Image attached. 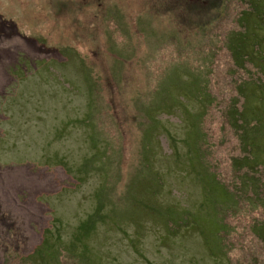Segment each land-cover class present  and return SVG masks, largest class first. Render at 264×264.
<instances>
[{
	"label": "rangeland",
	"instance_id": "obj_1",
	"mask_svg": "<svg viewBox=\"0 0 264 264\" xmlns=\"http://www.w3.org/2000/svg\"><path fill=\"white\" fill-rule=\"evenodd\" d=\"M253 9L0 0V264H264Z\"/></svg>",
	"mask_w": 264,
	"mask_h": 264
},
{
	"label": "trees",
	"instance_id": "obj_2",
	"mask_svg": "<svg viewBox=\"0 0 264 264\" xmlns=\"http://www.w3.org/2000/svg\"><path fill=\"white\" fill-rule=\"evenodd\" d=\"M253 2H255V0H250V4H253ZM258 6V5H257ZM254 8V7H253ZM253 10H255L254 12H256V13H259L260 15L262 14V13H264L262 10L261 11H258V10H256V9H253ZM260 15H258V17H260ZM246 33L248 32V31H245ZM254 36H255V34H254ZM259 42V41H258ZM258 45H259V43H258ZM237 47L238 48H240L241 47V45H237ZM259 50H262V47L259 45ZM261 53V52H260ZM238 58V57H237ZM249 62H251V61H249ZM262 73V72H261ZM260 73V74H261ZM264 74V73H263ZM262 76V75H261ZM256 81H257V83L258 84H256V87L255 88H258L260 91H259V94H257V91H256V95H259L258 97H257V99L258 100H262V97H263V95H264V82L262 81V80H260V79H256ZM243 87H244V85H243ZM242 87V88H243ZM241 88V89H242ZM201 89V91H203L204 92V100H205V102H204V105H205V109H206V111H207V108H211V106L213 105V104H215V106L217 105V101L216 100H214V98L211 96V94H210V91L209 90H207V89H205V88H200ZM209 89V88H208ZM251 96H253V97H255V95L254 94H251ZM246 99V98H245ZM261 104V103H260ZM262 105V104H261ZM261 105H257L258 107H260V108H262L261 107ZM256 106V105H255ZM245 111H247L248 112V114L246 115V113H245ZM208 112V111H207ZM257 112V113H256ZM263 112H264V109L263 110H261V109H258V111L256 110V109H253L252 110V113L251 114H249V111H248V108H246V106L244 107V108H241L239 111H233L232 113H231V120H236L237 119V125L235 124V126L234 127H236V129H238V130H240V128L241 127H243V130H245V131H243L242 133H248V132H252V133H254V137L255 136H257V135H259V133L261 134V131L260 130H262L263 128H264V121H262V119L260 118L261 117V115L260 114H263ZM248 122H250V123H253V124H251V126H249L248 125ZM254 131V132H253ZM259 132V133H258ZM245 138H243V140H244ZM246 140V139H245ZM244 140V141H245ZM246 142V141H245ZM257 157V156H256ZM264 164H262V163H257L255 166H256V168H259L260 166H263ZM211 174H213L214 175V172H212ZM259 180H260V178H259ZM258 185V184H257ZM238 196H236L235 194H234V198L235 199H237L238 200V198H237ZM179 217V216H178ZM93 220H94V218L93 217H90L89 219H88V221L86 222V223H83V224H81L80 225V235L78 236V237H83L85 234H87L88 233V231H91L92 230V227H93ZM174 223V222H173ZM91 229V230H90ZM263 231H264V229H263ZM262 231V232H263ZM263 237H264V232H263Z\"/></svg>",
	"mask_w": 264,
	"mask_h": 264
}]
</instances>
